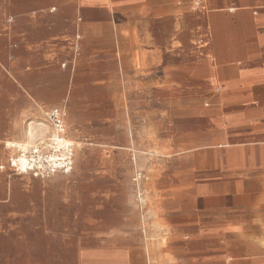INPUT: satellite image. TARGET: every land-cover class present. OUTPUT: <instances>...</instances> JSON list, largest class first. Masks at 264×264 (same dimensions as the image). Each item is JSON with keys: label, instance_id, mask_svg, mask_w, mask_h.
Listing matches in <instances>:
<instances>
[{"label": "crops", "instance_id": "0c3cea01", "mask_svg": "<svg viewBox=\"0 0 264 264\" xmlns=\"http://www.w3.org/2000/svg\"><path fill=\"white\" fill-rule=\"evenodd\" d=\"M0 264H264V0H0Z\"/></svg>", "mask_w": 264, "mask_h": 264}, {"label": "built area", "instance_id": "2783aa9c", "mask_svg": "<svg viewBox=\"0 0 264 264\" xmlns=\"http://www.w3.org/2000/svg\"><path fill=\"white\" fill-rule=\"evenodd\" d=\"M43 115L44 123L35 131L28 132L30 139L27 142L9 143L6 146L9 152L8 163L15 174L47 179L55 174H69L72 170L74 146L64 137V112L51 109ZM141 180L142 174L135 171L132 182L138 201L143 195L140 190Z\"/></svg>", "mask_w": 264, "mask_h": 264}, {"label": "rangeland", "instance_id": "374dc122", "mask_svg": "<svg viewBox=\"0 0 264 264\" xmlns=\"http://www.w3.org/2000/svg\"><path fill=\"white\" fill-rule=\"evenodd\" d=\"M46 130V129H45Z\"/></svg>", "mask_w": 264, "mask_h": 264}]
</instances>
